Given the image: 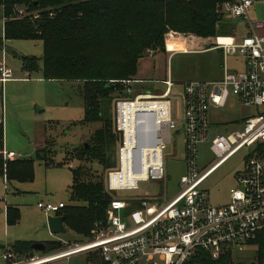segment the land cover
<instances>
[{
	"label": "built area",
	"instance_id": "1",
	"mask_svg": "<svg viewBox=\"0 0 264 264\" xmlns=\"http://www.w3.org/2000/svg\"><path fill=\"white\" fill-rule=\"evenodd\" d=\"M253 1L225 0L216 10L223 20L243 24L247 34L239 41H218L212 49L224 58H240L244 69L230 72L223 66L217 80L186 82L179 116L173 115L174 85L169 78L162 82L165 89L159 94L134 87L143 81H122L123 90L113 98L112 109V130L118 140L115 163L104 177L110 200L104 217L93 223L88 236L29 255L0 249V259L6 264H53L88 254L96 262L88 264H198L195 260L203 255L218 260L249 250L256 256L264 243V35L259 33L264 23L248 19ZM12 14L14 19L41 23L43 15L54 18L56 10L33 12L14 5ZM5 20L2 16V24ZM155 54V50L146 52L149 57ZM11 75L2 61L0 81ZM230 95L239 104L255 108L256 114L244 118L240 130L221 132L209 123L207 114L210 108H224ZM179 122L185 174L178 192L165 201L160 195L163 187L156 195H138L139 183L163 182V152ZM204 145L213 157L208 166L198 163L199 147ZM241 152L243 164L234 175L236 187L229 190L226 203L210 204L204 182ZM1 156L3 160L15 158L8 151ZM64 207L62 202L37 204L41 212L54 216Z\"/></svg>",
	"mask_w": 264,
	"mask_h": 264
},
{
	"label": "rangeland",
	"instance_id": "2",
	"mask_svg": "<svg viewBox=\"0 0 264 264\" xmlns=\"http://www.w3.org/2000/svg\"><path fill=\"white\" fill-rule=\"evenodd\" d=\"M263 1L255 0L251 12L258 14L259 11H264L263 6H260ZM219 6L220 4H217L215 9L217 10ZM250 21L264 23V20L260 18H250ZM233 23L237 30L236 35H240L243 30L242 26L236 22ZM216 26L219 29V25ZM228 33L227 29L221 33L217 31L208 42L201 43V47L211 49L220 36H227ZM171 36L175 39H188V41L193 38L192 35L180 33H174ZM2 38L3 26L0 13V62L4 54L6 56L5 65L13 71V78H26V80H16L15 83L6 85L3 103L4 144L8 145V150L13 151L17 159L32 160L33 176L28 182H11L7 184L6 189L0 180V207L15 208L20 216L17 225L0 226V245L12 244L17 240L34 242L38 239L44 244L80 242L84 237L71 228L65 227L66 232L63 234H50L47 217L54 216V214L47 215L41 212L37 204L62 202L65 206L72 205L68 190L72 168H80L81 172L85 169L91 178L100 180L104 186L106 170L93 160L84 162L77 156V153H82L84 144H94L90 137L100 127V124L83 121L84 104L77 83L46 81L40 79L42 77L40 71L24 75L21 58L41 59L43 52L41 41H6ZM222 63L223 57L218 50L176 52L174 54L158 52L156 56H146L139 60L138 75L136 74L135 77L137 79L149 78L142 88L163 91L165 87L159 80L164 79L166 72H169L174 84L171 95L173 115L177 117L180 115L179 100L183 99V84L189 81L208 82L219 79L222 74ZM226 64L230 72L242 71L241 63L236 57H228ZM154 70H156L155 74H153ZM116 95L113 94L112 97ZM103 108L106 109L107 117L112 123L113 99L111 97L105 100ZM254 114H256L255 108L239 104L236 97L230 95L224 108H210L207 115L209 123L218 131L223 132L225 129L227 131L240 130L242 120ZM112 133H114L113 130ZM38 144H45L43 150L46 154V161L38 158L36 153ZM116 146L109 157L110 163H115ZM243 155L244 153L241 152L231 157L204 182L210 204L218 205L227 202L229 190L236 187L234 175L242 169ZM212 158L207 145L199 147L198 163L200 165L208 166ZM183 159L182 122H179L177 129L171 132V143L166 145L163 152V182L139 183L136 193L141 196L156 195L161 192V185L163 187V193H160L162 201L169 200L178 192L180 178L185 174ZM47 163L57 165L47 166ZM90 262L96 263L90 255L79 254L53 264H88ZM254 262H256V257L249 250L232 258V264ZM0 264H6V262L0 259Z\"/></svg>",
	"mask_w": 264,
	"mask_h": 264
},
{
	"label": "trees",
	"instance_id": "3",
	"mask_svg": "<svg viewBox=\"0 0 264 264\" xmlns=\"http://www.w3.org/2000/svg\"><path fill=\"white\" fill-rule=\"evenodd\" d=\"M224 1L0 0V6H4L0 13L6 19L2 24V40L41 41V59L22 57V70L40 71L41 78L46 81L79 85L84 104L83 121L98 123L100 127L90 137L94 144L87 143V147L84 144L82 153L77 156L84 162L93 160L108 170L114 166L109 157L118 140L103 108L105 100L113 99L115 93L121 94L122 81L135 80L138 62L147 56V50L166 53L206 49L201 43L208 42L217 31L221 33L228 28L227 21L215 11L216 5ZM14 5L33 12L52 8L56 10V16L47 18L43 15L41 23L14 19ZM174 33L192 35L193 38L189 41L175 39L171 36ZM37 155L46 161L44 150L38 151ZM79 169H70L68 190L72 205L65 206L58 216L63 217L65 227L86 237L93 223L104 217L110 197L100 180L91 178L85 169L83 172ZM1 176L9 181H31L32 160L3 162L0 158ZM17 220L18 210L8 208L7 223L12 225ZM31 244L16 242L8 250L29 255L33 253ZM45 245L47 250L62 247L58 242ZM255 257L256 262L251 264H264V243L260 244ZM195 261L198 264H232L229 255L218 260L203 255Z\"/></svg>",
	"mask_w": 264,
	"mask_h": 264
},
{
	"label": "crops",
	"instance_id": "4",
	"mask_svg": "<svg viewBox=\"0 0 264 264\" xmlns=\"http://www.w3.org/2000/svg\"><path fill=\"white\" fill-rule=\"evenodd\" d=\"M254 2H255V0L253 1V4H254ZM253 4H252V6H253ZM252 6L250 7V9H249V11H248V19L250 20V18L251 19H262V20H264V11H259L258 12V14H256V12H251V8H252ZM260 6H263V8H264V1L263 2H261L260 3ZM224 21H226V20H224ZM236 23H238L240 26H242V28H243V30H242V33L240 34V35H236V32H237V30L234 28L235 27V25H234V23L232 22V21H227V25H226V27H228V28H226L227 30H229V33H228V35L227 36H220L219 37V39H218V41H220V42H224V41H239L242 37H244L246 34H247V31H246V28L244 27V25L243 24H241L240 22H236ZM259 33L261 34V35H264V28L262 29V30H260L259 31ZM207 50H212V51H215L214 49H212V47H211V49L210 48H207V49H204V50H202V51H207ZM178 52H201V50L200 51H178ZM2 53H3V50H2ZM173 54L174 53H176V52H172ZM157 54V53H156ZM156 54L154 55V56H156ZM222 54V53H221ZM222 57H223V55H222ZM228 58V57H227ZM227 58H224L223 57V63H222V66H221V68H222V74H223V66H225V68L228 70V68H227V64H226V59ZM237 58V57H236ZM237 60H239V62L241 63V67H242V70L244 69L243 68V62H242V60L240 59V58H237ZM4 62V63H6L5 61H6V56L4 55V54H2V57H1V62ZM0 62V63H1ZM11 70V69H10ZM23 71V73H24V75H28V74H30L29 72H26V71H24V70H22ZM156 70H154L153 71V74H155L156 72H155ZM11 72H12V75H11V77L8 79V80H6V81H4V82H1L0 81V158H2V156H1V153H2V151H8V152H13V151H10V150H8V145L7 144H4V129H3V111H4V93L6 94V85L8 84H10V83H15L14 81H16V80H26V78H13V71L11 70ZM167 74H166V76H165V78L164 79H161V80H159V82L162 84V82L163 81H165V79H167V78H169L170 79V81L171 82H173L172 80H171V76H170V73L169 72H166ZM136 74H137V72H136ZM222 74H221V76H222ZM138 75V74H137ZM221 76H220V78H221ZM40 79H42V78H40ZM134 79L135 80H138V81H143L141 84H137V85H134V87L137 89V90H142V91H146V92H151V93H153V94H159L160 92H162V91H160L159 89H153V88H150V89H146V88H142V85L146 82V80H148L149 81V78L148 79H137L136 77H134ZM185 84V83H184ZM183 84V85H184ZM163 85V84H162ZM174 85V84H173ZM164 86V85H163ZM5 89V90H4ZM5 132H7V128H5ZM44 145L45 144H38L37 146H36V153L38 152V151H40V150H43V148H44ZM5 148H7V149H5ZM14 153V152H13ZM2 160H3V158H2ZM15 160H19V159H17L16 158V155H15V158L14 159H12V160H3V162H6V161H15ZM54 165H57V164H53V165H50V166H54ZM60 167V166H59ZM0 180H2V183L4 184V187H5V189L7 188V184H9V183H11V182H19V181H16V180H11V181H9V180H7L6 179V177L5 176H1L0 177ZM19 183H24V182H19ZM71 184V183H70ZM70 186V185H69ZM8 208H11V207H9V206H6V207H0V226H2V227H9V226H11V225H9L8 223H7V210H8ZM19 219H20V216H19V211H18V220L14 223V224H12L13 226L14 225H17L18 223H19ZM65 226V225H64ZM16 242H31V243H35V242H42V241H40V239H38L37 241H20V240H17V241H15V242H13L12 244H14V243H16ZM43 243V242H42ZM12 244H4V245H0V249H1V247H4L5 249H8L9 248V246L10 245H12Z\"/></svg>",
	"mask_w": 264,
	"mask_h": 264
},
{
	"label": "water",
	"instance_id": "5",
	"mask_svg": "<svg viewBox=\"0 0 264 264\" xmlns=\"http://www.w3.org/2000/svg\"><path fill=\"white\" fill-rule=\"evenodd\" d=\"M85 147H87V144H85ZM160 187L162 186L160 185ZM47 226H48L50 234H63L66 232V228L64 226L62 216L47 217ZM31 250L35 252H45L47 248L44 243L35 242L31 244Z\"/></svg>",
	"mask_w": 264,
	"mask_h": 264
}]
</instances>
